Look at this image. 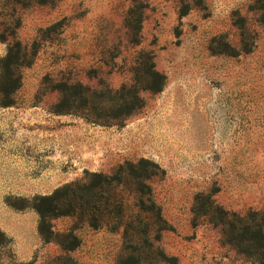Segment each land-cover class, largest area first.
<instances>
[{
    "label": "rangeland",
    "instance_id": "obj_1",
    "mask_svg": "<svg viewBox=\"0 0 264 264\" xmlns=\"http://www.w3.org/2000/svg\"><path fill=\"white\" fill-rule=\"evenodd\" d=\"M37 2L0 0V34L37 49L15 104L0 107V264H117L120 233L54 219L56 233L78 225L79 247L63 253L42 243L32 209L11 205L141 159L162 171L150 182L167 224L155 247L176 264H250L192 208L199 193L228 211L264 208V0ZM140 51L165 84L121 126L52 112L49 85L117 89Z\"/></svg>",
    "mask_w": 264,
    "mask_h": 264
},
{
    "label": "trees",
    "instance_id": "obj_2",
    "mask_svg": "<svg viewBox=\"0 0 264 264\" xmlns=\"http://www.w3.org/2000/svg\"><path fill=\"white\" fill-rule=\"evenodd\" d=\"M38 1L44 3V0ZM6 41V53L0 58L1 108L15 104L14 96L21 85L20 71L33 63L37 53L36 44L28 48L13 35L8 41L0 34V42ZM130 73L129 82L117 89L90 88L63 79L54 82L49 89L58 96L52 112L74 114L100 126H121L143 108L142 94H158L165 84V77L155 69L150 52L136 53ZM160 174L162 171L152 162L125 161L111 174H86L82 180L66 184L50 195L36 196L24 206H11L19 210L32 209L38 216L37 233L42 243L54 242L63 253L79 247L80 239L73 233L78 225L67 232L56 233L51 222L68 217L94 231L106 229L120 233L122 246L117 264H151L160 260L176 264L175 258L167 257L153 244L167 230L150 187L152 178ZM194 199L196 206L192 211L196 217L202 216L219 227L222 244L250 264L264 263V208L241 214L225 210L203 193L196 194ZM50 264L70 263L58 257Z\"/></svg>",
    "mask_w": 264,
    "mask_h": 264
}]
</instances>
